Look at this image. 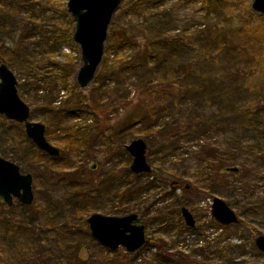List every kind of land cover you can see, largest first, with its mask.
Listing matches in <instances>:
<instances>
[{"label": "rangeland", "instance_id": "obj_1", "mask_svg": "<svg viewBox=\"0 0 264 264\" xmlns=\"http://www.w3.org/2000/svg\"><path fill=\"white\" fill-rule=\"evenodd\" d=\"M67 1L0 0V64L59 150L47 156L0 116V158L33 193L0 205V264H264V16L253 0H122L83 89ZM135 139L149 173L129 171ZM214 198L237 223L213 219ZM93 214H136L147 243L104 248Z\"/></svg>", "mask_w": 264, "mask_h": 264}, {"label": "water", "instance_id": "obj_2", "mask_svg": "<svg viewBox=\"0 0 264 264\" xmlns=\"http://www.w3.org/2000/svg\"><path fill=\"white\" fill-rule=\"evenodd\" d=\"M121 2L122 0L67 1V12L74 21L72 38L80 49L82 59V65L76 74V82L81 89L92 81L102 61L108 27ZM251 9L264 16V0H253ZM16 85L14 74L6 65L0 64V116L23 124L25 135L39 151L50 157H58L59 150L45 138V127L41 123L29 121V107L18 96ZM125 148L132 157L131 172H150L145 159L146 144L143 140H134ZM31 183L29 174L20 173L17 165L0 158V197L7 204L10 205L12 197H15L20 203L30 205L33 200ZM181 213L186 226L193 227L194 220L190 212L182 208ZM211 214L223 226L237 223L234 212L218 198L212 201ZM136 218L135 214L123 217L93 214L86 222L91 237L104 248L111 251L123 248L127 253H133L146 243L144 227L134 224ZM255 245L264 253L263 236L255 239Z\"/></svg>", "mask_w": 264, "mask_h": 264}, {"label": "flooded vegetation", "instance_id": "obj_3", "mask_svg": "<svg viewBox=\"0 0 264 264\" xmlns=\"http://www.w3.org/2000/svg\"><path fill=\"white\" fill-rule=\"evenodd\" d=\"M44 126V125H43ZM44 135H45V133H44ZM135 140H137V139H135ZM134 141V140H133ZM48 142V141H47ZM132 142V141H131ZM146 152V151H145ZM43 153V152H42ZM45 154V153H44ZM48 156V155H47ZM53 158H56V157H53ZM145 159H146V157H145ZM93 169L95 168L94 166L92 167ZM129 171H130V167H129ZM151 171V170H150ZM131 172V171H130ZM21 173V172H20ZM131 173H133V172H131ZM149 173V172H148ZM23 174V173H22ZM133 174H135V173H133ZM140 174H143V173H140ZM135 175H139V174H135ZM32 178V177H31ZM14 201H17L20 205L22 204V203H20L19 201H18V199L17 198H15V197H12V199H11V204L9 205V204H7L3 199H2V197H0V205L2 204V203H4V204H6L7 206H11L13 203H14ZM213 201V200H212ZM22 205H24V204H22ZM211 206H212V202H211V204H210V210H211ZM181 210H182V208H181ZM136 215V214H135ZM192 215V214H191ZM181 216H182V213H181ZM211 216H212V214H211ZM136 217H137V215H136ZM237 217V216H236ZM182 218H183V216H182ZM192 218H193V216H192ZM214 219V218H213ZM184 220V219H183ZM194 220V219H193ZM215 220V219H214ZM216 221V220H215ZM237 222H238V218H237ZM87 223V222H86ZM185 223V222H184ZM134 224H137V225H141L139 222H138V219L136 218V221L134 222ZM220 224V223H219ZM88 225V224H87ZM186 225V224H185ZM221 225V224H220ZM141 226H143V225H141ZM194 226H195V221H194ZM193 226V227H194ZM144 227V226H143ZM188 227V226H187ZM193 227H189V228H193ZM88 229H89V227H88ZM89 233H90V231H89ZM91 236V235H90ZM144 236H145V229H144ZM94 239V238H93ZM95 240V239H94ZM146 240V239H145ZM146 243H147V240H146ZM145 243V244H146ZM144 244V245H145ZM143 245V246H144ZM119 249V248H118Z\"/></svg>", "mask_w": 264, "mask_h": 264}, {"label": "trees", "instance_id": "obj_4", "mask_svg": "<svg viewBox=\"0 0 264 264\" xmlns=\"http://www.w3.org/2000/svg\"><path fill=\"white\" fill-rule=\"evenodd\" d=\"M153 174V173H152ZM157 177V174H154V177ZM105 195L107 196L108 195V193L106 194L105 193ZM117 195V198L119 199V198H121V196L119 195V193H117V194H111V199H109V202H111V203H113L114 202V200H116V198H115V196Z\"/></svg>", "mask_w": 264, "mask_h": 264}]
</instances>
